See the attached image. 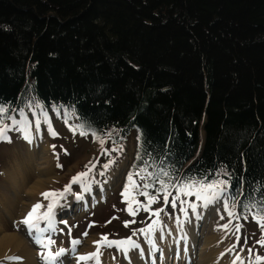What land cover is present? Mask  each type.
Wrapping results in <instances>:
<instances>
[{"label":"trees","instance_id":"16d2710c","mask_svg":"<svg viewBox=\"0 0 264 264\" xmlns=\"http://www.w3.org/2000/svg\"><path fill=\"white\" fill-rule=\"evenodd\" d=\"M0 105L3 124L43 111L95 141L111 130L121 146L134 133L130 173L227 181L238 215L254 217L264 0H0Z\"/></svg>","mask_w":264,"mask_h":264},{"label":"rangeland","instance_id":"374dc122","mask_svg":"<svg viewBox=\"0 0 264 264\" xmlns=\"http://www.w3.org/2000/svg\"><path fill=\"white\" fill-rule=\"evenodd\" d=\"M38 112L34 111L33 114L24 112L22 117L16 118L11 116V119L4 124L8 125L6 135L0 138V235L11 233L19 237V245L16 246L18 250H14L15 245L13 247L10 245L8 254L3 255L4 250L0 251V261L3 264H29L24 262L27 259L32 264L36 262L37 264H90L89 261L96 260L80 261L78 257L96 252L98 246L94 242L100 241L102 236H107L109 240L131 237L140 247L147 249L145 255L149 251L160 255L161 246L149 249V243L145 241L148 236H152L153 240L157 239L156 236L158 237L159 234L155 236V233L158 232V227L162 228V226L168 230L166 240H171L170 247L175 246L174 238L180 237L182 241L180 245L185 246L194 235L197 242L195 252L188 250L187 253L191 256L187 259L183 258L184 252L180 253L179 264H232L231 260L235 261L237 256L241 258L237 261L238 264H241V261L243 264H264V261L255 260L257 255L264 257V244L258 243L264 240V228L252 216L241 218L237 214L235 205L230 204L224 188L207 204L197 199L194 194L191 196L181 194L173 207L172 200L177 196L176 192L173 193L174 196L168 197L167 204L164 196L160 195L157 202L151 205V211L141 208L133 216L127 211L128 203L122 193L128 183L127 177L135 153L134 133L118 146V144H110L109 137L114 134L110 130L102 139L104 143L101 144V140L95 141L89 136L81 137L74 133L60 114L55 115L52 111L49 114ZM2 115L0 113V117ZM30 130L36 137L34 135L29 137ZM105 149L108 151L105 152ZM39 152L51 162L52 173L46 176L44 189L34 190L32 184L40 178L39 170L44 165H39L43 156ZM109 161L113 163L105 169L104 165ZM82 172H88V176L83 178L82 183L72 184L71 192L66 193L54 209L55 229L43 234L46 239L50 238L55 242L50 245L53 253L61 248L66 250L57 261H50L46 259L47 255H44L49 249L36 242V236L40 234L36 235L35 231L29 232L28 226L23 223L25 217L20 220L21 208L25 207L24 210L28 213L38 201L45 206L39 211H46L50 199H45L42 193L63 191L65 186L72 182L73 177ZM18 176L25 181L19 180L17 186L13 187L10 180ZM134 179L140 188L139 190L133 188L132 192L136 193L137 200L145 203L146 199L139 194L144 190L145 180H141L138 176H134ZM84 184L89 186L88 191L84 190ZM15 187L17 190H14ZM193 204L195 208L191 206ZM9 206L14 211L9 210ZM136 207L134 204L133 209L135 210ZM160 209L162 211L159 212V216L153 214ZM230 211L235 215L230 216ZM126 221L130 222L127 226H125ZM156 221L159 223H154ZM44 222L40 223L42 228L47 224ZM225 224L229 225L227 229L223 227ZM149 225H154L152 235L137 231L147 230ZM236 225H242L238 232ZM184 239L186 243L183 242ZM73 240H79L81 243L73 245ZM157 242L163 244V240ZM164 248L167 249L166 245ZM28 250L36 252L35 259L28 257ZM120 250L116 246H100V255L104 254L105 257L103 261L99 259L100 264H117L116 262L121 259ZM177 251L180 249L177 248ZM17 254H23L24 259H6V257L22 258ZM169 254V259L174 257L172 250ZM203 254L205 255L202 257ZM63 256L66 257L62 258ZM150 262L152 263L153 260Z\"/></svg>","mask_w":264,"mask_h":264},{"label":"snow or ice","instance_id":"6c2138e0","mask_svg":"<svg viewBox=\"0 0 264 264\" xmlns=\"http://www.w3.org/2000/svg\"><path fill=\"white\" fill-rule=\"evenodd\" d=\"M5 111H6V109L2 105H0V113H3ZM7 130H8V125H4L2 119H0V138L5 137ZM81 134H86V133H81ZM100 142H101V144L104 143V141L102 139ZM53 147H55V146H53ZM104 151L107 152L108 150L105 149ZM111 163H113V161H109L108 164H105L104 168L107 169L111 165ZM147 167L148 166L146 165L144 168L140 169L137 172L129 173V175L127 177L128 183L126 184L124 191L122 193L125 201L128 203L127 211L133 216H135L141 208L145 211H151V205L153 203L157 202V199L161 193H163L165 204H167L168 203V197L170 195H172V193L169 191V188H176L177 189L178 194L172 200V206L175 207L176 200L180 198L181 194L188 195V196H191L194 194V195H196L197 199L203 200L205 202V204H207V203L211 202L215 198L217 193L221 192L223 190V188L227 185V181H218V180H214L211 182H205L204 180H189V181H186L182 184H169V183H166L165 180L159 179L158 181H155L154 183H145L143 185L144 190L140 191L139 194L145 196L147 198V200L145 203H141L139 200L136 199V193L132 192L133 188H135L137 190H139V188H140V185H138L136 183L134 176H138L141 180H147V179L153 177L155 174L148 172ZM141 173H143V175ZM101 174H103V173H101ZM161 174L163 176L169 175L167 172H164L163 170H161ZM87 176H88V172L79 173L77 176L73 177L72 182L69 185H66L64 190L61 192L50 191V192L42 193V195L44 196L45 199H50V203L47 205L46 211H43V212L39 211L41 208H43L45 206L41 203H37V204L33 205L31 211L27 214V216L23 220V223L28 226L30 233L35 231L36 233L40 234V235L36 236V242L38 244L42 245L44 248L49 249L47 252L46 259H48L50 261H57V258L60 257L61 255H63L66 250L61 248L57 252L53 253L50 250V245L55 243V242L53 240H51L50 238L46 239L43 236V233L54 230V209L59 204L60 199L63 198L66 193L71 192L72 184L82 183L83 178H85ZM156 182L159 183L160 187H159V189L156 190L155 195H150L149 192L147 191V189L155 187ZM84 190L85 191L89 190V186L87 184H84ZM182 203H184V201H182ZM134 204L137 206L135 210L133 209ZM191 206L193 208H195L194 204ZM245 207L247 210V206H245ZM253 207H255V205H253ZM160 211H162V209L155 211L153 214L156 216H159ZM184 211H185V214H187V209H185ZM229 215L234 216L235 213L230 211ZM246 218L247 217L245 216V219ZM254 218L260 223V226L262 228H264V201H261V206H260L258 212L254 213ZM41 221L47 222L46 228L40 227ZM64 223H67V222L64 221ZM128 223H130V222L126 221L125 226H127ZM131 223H135V221H131ZM154 223L158 224L159 221H156ZM223 227L225 229H227L229 227V225L225 224V225H223ZM235 227H236V231L238 232L240 227H242V225H236ZM153 230H154V225H149L147 230L140 229L137 231L142 232L145 235H148V234L152 233ZM85 235H87V233H85ZM72 243H73V245H77L81 242L79 240H73ZM94 243H96L98 245L97 251L94 253H89L86 255L79 256L80 261H87V260L95 259L97 264H100V261H99V255H100L99 247L100 246H106V247L116 246L124 252L129 251L131 248H139L140 247L136 243V241L133 240L131 237H127V238L122 239V240H109L107 236H102L100 241H95ZM152 243H154V241H152ZM258 243L264 244V240L258 241ZM6 259H8V260H19L22 258L21 257H6ZM236 260L240 261L241 258L239 256H237ZM255 260L256 261H264V257L257 255V256H255ZM0 264H3V262L0 261ZM234 264H235V262H234ZM241 264H243L242 261H241Z\"/></svg>","mask_w":264,"mask_h":264},{"label":"bare ground","instance_id":"6f19581e","mask_svg":"<svg viewBox=\"0 0 264 264\" xmlns=\"http://www.w3.org/2000/svg\"><path fill=\"white\" fill-rule=\"evenodd\" d=\"M28 135H29V137L30 136H35L36 137V135L30 130L29 132H28ZM32 138V137H31ZM28 140H30V139H28ZM46 142V141H45ZM34 144V143H33ZM35 144H36V142H35ZM33 149H34V147H32ZM40 153V152H39ZM40 154H42L43 155V153H40ZM198 156V155H197ZM41 164H44L42 167H41V169L39 170V173H40V175L38 176V177H40L34 184H32V186H33V189L35 190H42V189H44L43 187H44V185L43 184H45L47 181H45V179L47 178L46 176H48V175H51V173H52V171H51V162L50 161H47V157L46 156H42V158H41V163H39V165H41ZM19 180H24L25 181V179H22L21 177H13V179L12 180H10V182H11V184H12V186L14 187V186H17V183H18V181ZM47 180V179H46ZM32 186H31V188H32ZM14 190H17V188L15 187L14 188ZM33 190V191H34ZM34 197V196H33ZM32 197V198H33ZM37 203H41V202H38L37 201ZM10 207V206H9ZM11 208V207H10ZM9 208V210H11V211H14V209H10ZM8 209V208H7ZM25 207H22L21 208V212H22V214H21V219L20 220H23L24 219V217H26V215L29 213H27L25 210ZM10 212V211H9ZM61 222V221H60ZM45 223V222H44ZM41 227V226H40ZM47 227V224H45V226L43 227V228H46ZM42 228V227H41ZM173 228H174V226H173ZM54 229H55V227H54ZM162 229V230H161ZM51 231H53V230H51ZM158 232H156L155 233V236L157 235V234H159L158 235V237L156 236V238L157 239H155V240H153V237L151 236H148L147 238H146V241H145V243L148 241V243H149V249H151V248H156V247H159V246H161L162 247V252L160 253V255H158V254H156V253H154V252H147V256L144 254L145 252H146V250L147 249H143V246L142 247H140L138 250H135V248H131L130 250H129V252H127V254L126 253H124L122 250H120L121 252H120V254H121V259L120 260H118L116 263L117 264H157V258H158V264L160 263V264H171L172 262H174L173 264H179L178 263V261H179V259H178V256H180V253L182 254V252H184L183 253V258L184 259H187V258H189L190 256H191V254H188L187 252H188V250L189 251H191L192 252V250L195 252V248H196V246H197V242L195 241V238H194V235L192 236V238L189 240L190 242L189 243H186L187 241H186V239H184V241L183 242H185L186 244H185V246H181L180 244V242H182L181 240H180V237H178V239H175L174 237V241H173V243L175 244V246L174 247H170V245H171V243H170V241L171 240H166V232L168 231V230H165V228H164V226H162V228H160V227H158V230H157ZM48 232H50V231H48ZM48 232H45V233H48ZM194 231H192V233H193ZM35 234L37 235V234H39V233H36L35 232ZM44 234V233H43ZM150 235H152L151 233H150ZM171 235H173V234H171ZM150 237V238H149ZM149 238V239H148ZM152 239V240H151ZM163 240V244H165L166 245V247H167V249H165L164 248V246L165 245H163L162 243H158L157 241H162ZM152 241H154V243H152ZM208 242H210V241H208ZM207 242V243H208ZM19 237H15L14 236V234H7V235H5V234H2V235H0V251L1 250H4L3 251V255H5V254H8L9 253V251H8V248H9V246L11 245L12 247L15 245V248H14V250H18V247L16 248V246H18L19 244ZM143 245V244H142ZM178 245H180V246H178ZM98 246V245H97ZM154 246V247H153ZM145 247H147L146 246V244H145ZM144 247V248H145ZM181 247H182V251H181ZM189 247V248H188ZM177 248L178 249H180V251H177ZM103 249V248H102ZM132 250H135V251H132ZM160 250H161V248H160ZM171 250L173 251V253H174V257L172 256L170 259H169V253H171ZM102 251V250H101ZM19 253V252H18ZM30 253V254H29ZM36 253V252H35ZM34 253V251L32 252H29V250H28V253H27V255H28V257L29 258H31V259H35V254ZM137 253V254H136ZM142 253V254H141ZM35 254V255H34ZM139 254H141L140 256H139ZM144 254V255H143ZM17 255H20V254H17ZM23 254H21L20 256H22ZM43 255V254H42ZM41 255V256H42ZM44 255H47V253H45ZM205 254H203L202 255V257L204 256ZM37 257V256H36ZM64 257H66V256H63L62 258H64ZM194 257V256H193ZM79 258V257H78ZM105 259V257H104V254L103 255H100L99 256V259H101V261H103L104 259ZM22 259H24L23 258V256H22ZM103 259V260H102ZM202 259V258H201ZM30 260V259H29ZM151 260H153V262L151 263H149V261H151ZM155 260V261H154ZM203 260V259H202ZM167 261H169V262H167ZM24 262H27V263H29V264H32V262L30 263V262H28V259L27 260H25ZM90 262V264H94L96 261H89ZM156 262V263H155ZM234 262H235V264H238V262H237V260H235V261H233V260H231V263L232 264H234ZM104 263V262H103ZM182 263H184V262H182ZM229 263H230V260H229ZM36 264H37V262H36ZM80 264V263H79Z\"/></svg>","mask_w":264,"mask_h":264}]
</instances>
